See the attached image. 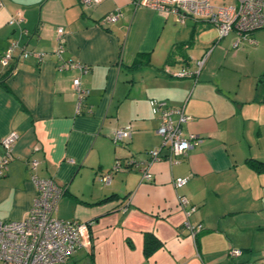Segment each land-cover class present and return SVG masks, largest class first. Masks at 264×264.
<instances>
[{
	"label": "crops",
	"instance_id": "crops-1",
	"mask_svg": "<svg viewBox=\"0 0 264 264\" xmlns=\"http://www.w3.org/2000/svg\"><path fill=\"white\" fill-rule=\"evenodd\" d=\"M1 1L0 57L14 39L44 56L23 58L16 50L8 74L0 63V157L2 138L17 133L13 157L0 175V219L26 215L37 175L65 189L56 217L90 227L91 247L56 264H261L264 28L248 34L252 42L234 47L231 31L213 45L217 30L205 31L212 25L203 19L180 24L174 14L135 0H99L88 7L79 0ZM17 10L23 32L8 23ZM110 12L119 13L116 20L99 23ZM59 26L61 59L87 65L86 73L58 69ZM209 49L197 77L175 75L182 67L195 69ZM74 77L87 91L80 107ZM150 98L182 106L188 116L183 135L201 137L177 162L163 157L144 165L161 142ZM126 126L129 138L114 142L115 132ZM30 158L38 165L31 167ZM116 161L122 167L104 183L100 175ZM143 167L150 180L142 177ZM178 176L188 179L175 188ZM178 195L196 207L188 215L191 225H202L194 236L183 222ZM147 234L156 240L149 254ZM232 247L242 254L229 256Z\"/></svg>",
	"mask_w": 264,
	"mask_h": 264
},
{
	"label": "built area",
	"instance_id": "built-area-1",
	"mask_svg": "<svg viewBox=\"0 0 264 264\" xmlns=\"http://www.w3.org/2000/svg\"><path fill=\"white\" fill-rule=\"evenodd\" d=\"M98 1L79 0L83 7H88ZM134 4L172 13L180 24H184L186 19L190 17L203 19L208 25L216 28L219 39L234 31L236 33V39L233 41L234 47H237L244 39L252 42L248 38V34L256 29L264 28V0H235L233 3L222 5H214L210 0H135ZM2 5L3 2L0 0V7ZM118 14L110 12L104 15L99 23L113 22L119 16ZM23 20L22 11L17 10L8 23L17 25L23 32L25 29L20 27ZM56 33L58 43L54 53L60 59L57 65L58 69L75 67L81 73H86L88 71L87 65L61 59L64 50L61 36L64 33V28L57 27ZM16 50H19V56L23 58L34 55L37 60H41L44 56L43 52L20 46L18 41L14 39L9 42L0 57L2 66L9 65ZM210 51V49L207 50L202 57L195 61V69L182 67L175 75L197 77ZM166 68L169 70L168 66ZM72 86L78 95L77 105L80 107L87 91L81 87L79 77L73 78ZM149 105L152 114L159 119L156 133L161 137V142L159 146L148 151L149 160L144 165L163 157L172 163L177 162L179 157L184 156L190 148L201 141V137L192 133L183 135L181 125L186 122L188 116L184 113L182 106L169 107L156 98H150ZM129 136L130 126H126L115 132L114 142H123ZM16 138L17 133L10 132L1 140L4 154L0 157V175L4 173V169L13 157V146ZM126 164L131 165L132 161L127 160ZM29 165L31 167L37 166L38 160L30 158ZM121 167L120 161H116L111 171L100 175V179L104 183H109L112 171ZM141 171L144 179L150 180L152 178L151 173L145 167ZM187 179L186 176L175 177L172 180L173 186L180 188ZM32 182L36 189V196L26 215L20 220L0 219V264L64 263L77 249L91 247L89 223L76 219H63L54 215L57 202L64 194V187L57 184L52 178H42L37 175H32ZM177 201L184 213L183 222L189 229V235L194 236L202 228L201 224L191 225L188 222V215L196 207L190 204L185 195H178ZM227 254L231 257H237L242 254V249L232 247L228 249ZM261 264H264V258L261 259Z\"/></svg>",
	"mask_w": 264,
	"mask_h": 264
},
{
	"label": "trees",
	"instance_id": "trees-1",
	"mask_svg": "<svg viewBox=\"0 0 264 264\" xmlns=\"http://www.w3.org/2000/svg\"><path fill=\"white\" fill-rule=\"evenodd\" d=\"M218 40H219V38H217L214 42H213V45H215V43H217L218 42ZM212 45V46H213ZM9 64H11V63H9ZM10 65H7V74L11 71V67H9ZM2 84V86H4L5 87V85H4V83L2 82L1 83ZM151 242H156V240H154L153 238H152V236H150L149 234H147L146 235V237H145V253L146 254H149V252L151 251V249H152V246H151ZM158 245V243L157 244H155V246H157ZM154 247V246H153Z\"/></svg>",
	"mask_w": 264,
	"mask_h": 264
},
{
	"label": "rangeland",
	"instance_id": "rangeland-1",
	"mask_svg": "<svg viewBox=\"0 0 264 264\" xmlns=\"http://www.w3.org/2000/svg\"><path fill=\"white\" fill-rule=\"evenodd\" d=\"M211 1V3L212 4H214V5H222V4H224V3H233L235 0H210ZM215 30V28H213V26H212V28L211 29H206L205 31H207V32H210V31H214ZM199 32V31H198ZM206 32V33H207Z\"/></svg>",
	"mask_w": 264,
	"mask_h": 264
}]
</instances>
